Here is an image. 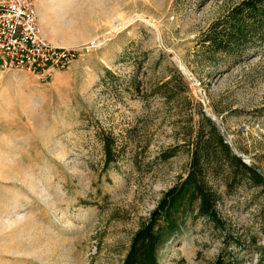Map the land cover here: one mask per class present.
Returning <instances> with one entry per match:
<instances>
[{
	"label": "rangeland",
	"instance_id": "374dc122",
	"mask_svg": "<svg viewBox=\"0 0 264 264\" xmlns=\"http://www.w3.org/2000/svg\"><path fill=\"white\" fill-rule=\"evenodd\" d=\"M242 1L36 0L44 38L79 57L0 74V264H122L211 135L203 116L264 177V34L238 55L206 48ZM229 175L208 177L223 227L187 217L158 264H264V184L227 194Z\"/></svg>",
	"mask_w": 264,
	"mask_h": 264
},
{
	"label": "trees",
	"instance_id": "16d2710c",
	"mask_svg": "<svg viewBox=\"0 0 264 264\" xmlns=\"http://www.w3.org/2000/svg\"><path fill=\"white\" fill-rule=\"evenodd\" d=\"M213 26L206 37L210 41L206 47L209 51L242 54L248 41L264 34V0L242 1ZM203 120L211 126V135L205 139L200 129L186 176L164 193L148 222L135 232L122 264H158L160 249L181 234L187 217L223 227L217 211L221 197L208 180L211 169L214 172L224 167L229 170L225 185L227 194L234 186L245 182L255 186L264 184V177L257 168L245 164L231 151L209 118L203 116ZM103 153L108 167L115 156L111 137L105 139ZM212 162L215 164L211 165ZM216 264L223 263L218 261Z\"/></svg>",
	"mask_w": 264,
	"mask_h": 264
},
{
	"label": "built area",
	"instance_id": "2783aa9c",
	"mask_svg": "<svg viewBox=\"0 0 264 264\" xmlns=\"http://www.w3.org/2000/svg\"><path fill=\"white\" fill-rule=\"evenodd\" d=\"M89 47L95 48L96 42ZM78 57V49L59 47L44 38L36 0H0V74L24 69L49 78Z\"/></svg>",
	"mask_w": 264,
	"mask_h": 264
},
{
	"label": "bare ground",
	"instance_id": "6f19581e",
	"mask_svg": "<svg viewBox=\"0 0 264 264\" xmlns=\"http://www.w3.org/2000/svg\"><path fill=\"white\" fill-rule=\"evenodd\" d=\"M112 24V23H111Z\"/></svg>",
	"mask_w": 264,
	"mask_h": 264
},
{
	"label": "water",
	"instance_id": "95a60500",
	"mask_svg": "<svg viewBox=\"0 0 264 264\" xmlns=\"http://www.w3.org/2000/svg\"><path fill=\"white\" fill-rule=\"evenodd\" d=\"M184 71V70H183Z\"/></svg>",
	"mask_w": 264,
	"mask_h": 264
}]
</instances>
